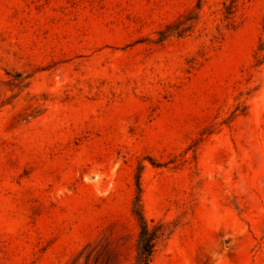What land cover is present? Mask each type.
<instances>
[{
  "label": "rangeland",
  "instance_id": "rangeland-1",
  "mask_svg": "<svg viewBox=\"0 0 264 264\" xmlns=\"http://www.w3.org/2000/svg\"><path fill=\"white\" fill-rule=\"evenodd\" d=\"M264 264V0H0V264Z\"/></svg>",
  "mask_w": 264,
  "mask_h": 264
},
{
  "label": "trees",
  "instance_id": "trees-1",
  "mask_svg": "<svg viewBox=\"0 0 264 264\" xmlns=\"http://www.w3.org/2000/svg\"><path fill=\"white\" fill-rule=\"evenodd\" d=\"M140 219L137 264H150L159 238V230L158 228H151L144 217L141 216Z\"/></svg>",
  "mask_w": 264,
  "mask_h": 264
}]
</instances>
